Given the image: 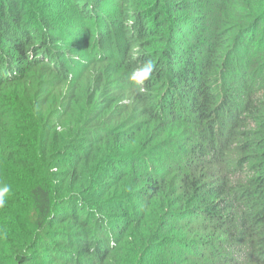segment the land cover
Instances as JSON below:
<instances>
[{"label": "trees", "instance_id": "16d2710c", "mask_svg": "<svg viewBox=\"0 0 264 264\" xmlns=\"http://www.w3.org/2000/svg\"><path fill=\"white\" fill-rule=\"evenodd\" d=\"M0 180V264H264V0H0Z\"/></svg>", "mask_w": 264, "mask_h": 264}, {"label": "clouds", "instance_id": "9594fccd", "mask_svg": "<svg viewBox=\"0 0 264 264\" xmlns=\"http://www.w3.org/2000/svg\"><path fill=\"white\" fill-rule=\"evenodd\" d=\"M154 71V64L149 61L143 66L137 68L130 75L129 79L137 86H142L147 81ZM12 193V187L5 181L0 180V209L7 205L8 197Z\"/></svg>", "mask_w": 264, "mask_h": 264}]
</instances>
